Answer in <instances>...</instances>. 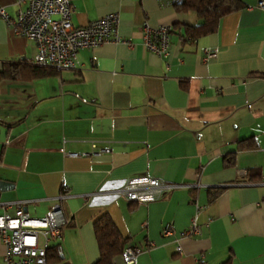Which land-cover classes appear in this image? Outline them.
Masks as SVG:
<instances>
[{"label": "crops", "instance_id": "1", "mask_svg": "<svg viewBox=\"0 0 264 264\" xmlns=\"http://www.w3.org/2000/svg\"><path fill=\"white\" fill-rule=\"evenodd\" d=\"M70 1L73 25L115 13L121 38L79 49L70 69L30 72L34 41L0 17V71L18 65L0 80V213L2 204L18 201L39 217L60 202L66 224L47 264L95 263L94 221L103 214L126 245L142 246L135 264H264L258 0H240L242 8L195 39L186 26L200 17L179 12L175 0ZM0 6L11 19L20 7L16 0ZM144 24L172 27L168 54L145 46ZM205 49L216 56L205 60ZM92 142L109 151L89 154ZM133 176L178 186L138 204L119 192ZM195 214L199 232L184 235ZM4 253L0 242V264ZM114 262L124 264L119 256Z\"/></svg>", "mask_w": 264, "mask_h": 264}, {"label": "built area", "instance_id": "2", "mask_svg": "<svg viewBox=\"0 0 264 264\" xmlns=\"http://www.w3.org/2000/svg\"><path fill=\"white\" fill-rule=\"evenodd\" d=\"M16 4L20 7L14 19L9 18L2 6L0 17L12 26L16 34L34 41L36 52L28 60L29 64L60 70L70 69L75 66L79 49L121 40L116 33L118 20L115 13L104 15L83 26H75L72 23L73 4L70 0H16ZM257 6L264 9V0H258ZM142 29L144 44L150 51L159 55L168 54L170 25L151 29L144 24ZM215 56L216 49H205V60ZM105 151H109V148H97L92 142L89 154L99 155ZM66 155L80 156L79 153ZM176 186L178 185L156 178L133 176L123 182L119 192L126 200L141 204L159 199L165 191ZM194 187L195 185L191 186ZM1 206L3 211L0 213V242L5 247L4 264H47L48 249L59 243L62 228L66 224L60 202H54L39 217L29 216L18 201ZM8 209L13 210L12 215L6 213ZM198 209L196 205V212ZM196 214L184 235L190 236L199 232ZM171 231L172 227L167 225L163 234H170ZM141 251V245L128 243L121 252V259L124 264H135Z\"/></svg>", "mask_w": 264, "mask_h": 264}, {"label": "trees", "instance_id": "3", "mask_svg": "<svg viewBox=\"0 0 264 264\" xmlns=\"http://www.w3.org/2000/svg\"><path fill=\"white\" fill-rule=\"evenodd\" d=\"M175 5L179 12L193 11L200 17V22L195 26H186V37L195 39L203 34L215 29L217 21L224 15L236 11L243 7L240 0H175ZM172 32V27L169 31ZM26 65V64H25ZM11 68H3L0 71V80L5 77L14 76L18 71L16 63H11ZM27 69L34 72H45L49 68L60 70L53 67H42L38 65H26ZM254 170L247 171L248 180L253 177ZM94 232L99 247V257L93 264H115L114 259L121 257V252L126 246L124 239L115 227L113 221L107 214L101 215L94 221ZM59 243L51 246L48 251L54 249ZM228 264V260L225 262Z\"/></svg>", "mask_w": 264, "mask_h": 264}, {"label": "rangeland", "instance_id": "4", "mask_svg": "<svg viewBox=\"0 0 264 264\" xmlns=\"http://www.w3.org/2000/svg\"><path fill=\"white\" fill-rule=\"evenodd\" d=\"M194 189V188H193Z\"/></svg>", "mask_w": 264, "mask_h": 264}]
</instances>
